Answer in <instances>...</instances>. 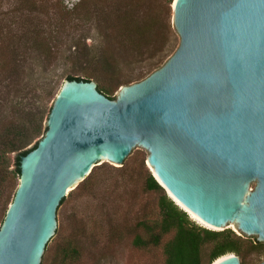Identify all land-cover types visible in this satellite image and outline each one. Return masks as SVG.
Wrapping results in <instances>:
<instances>
[{
  "label": "water",
  "instance_id": "95a60500",
  "mask_svg": "<svg viewBox=\"0 0 264 264\" xmlns=\"http://www.w3.org/2000/svg\"><path fill=\"white\" fill-rule=\"evenodd\" d=\"M170 8L175 50L117 98L93 81L62 82L44 134L19 160L0 264H40L60 200L100 162L121 167L135 146L183 211L264 244V0H173ZM223 256L216 264H240Z\"/></svg>",
  "mask_w": 264,
  "mask_h": 264
},
{
  "label": "trees",
  "instance_id": "16d2710c",
  "mask_svg": "<svg viewBox=\"0 0 264 264\" xmlns=\"http://www.w3.org/2000/svg\"><path fill=\"white\" fill-rule=\"evenodd\" d=\"M3 1L0 0L2 220L16 190L13 182L19 179V160L37 146L39 139L30 144L46 130L45 120L51 107L48 104L57 92V82L49 75L60 62L69 61L79 74H68L65 79L93 81L99 93L113 100L112 86L117 88L145 78L177 46L171 25L173 0H80L70 10L59 1L50 4L47 0H13L15 5L6 9L1 5ZM75 30L80 31L78 37ZM93 30L99 43L88 46L85 40L91 39ZM67 43L68 47L62 49ZM124 70L127 76L121 80ZM145 158L132 159L121 167H94L60 200L58 207L66 205L68 197H75L80 204H75L68 216V229L64 233L55 230L57 241L46 258L42 259V255L40 264H75L87 251L88 239L103 232L112 241L128 238L138 250L160 248L162 264H211L229 253L235 254L240 264L259 263L264 244L244 239L230 229L217 231L195 224L152 176ZM100 172L113 177L107 182L102 180L99 186ZM110 189L130 194V215L122 221L123 225H113L104 195ZM139 194L154 196L156 211L140 206ZM92 200L96 202L93 205ZM91 210L101 220L93 222ZM97 222L105 226L90 227Z\"/></svg>",
  "mask_w": 264,
  "mask_h": 264
},
{
  "label": "rangeland",
  "instance_id": "374dc122",
  "mask_svg": "<svg viewBox=\"0 0 264 264\" xmlns=\"http://www.w3.org/2000/svg\"><path fill=\"white\" fill-rule=\"evenodd\" d=\"M47 1H49L50 4H54L57 1H59L63 7L70 10L76 4H78V2L80 0H47ZM1 5L3 7H5L6 9H8V8H11L12 6H14L15 2L13 0H8V1L4 0L1 3ZM50 11H52L51 8H50ZM79 32H80L79 30L74 31V33L77 35V37L79 35ZM90 36H91V39H89V38L86 39L85 44L88 46L93 45V44L97 45L99 43V40L96 38V31H94V30L91 31ZM174 40H175V44L178 43V37H177L176 33H175V39ZM68 44L69 43L63 45L62 49H65L66 47H68ZM71 49H73V47ZM125 70L123 71L124 73H122V75L119 77V78H121V80L125 79L127 76ZM137 72H138L137 69L133 71L134 74ZM68 74L69 75H76L77 74L76 76L79 75L77 72V69L75 67H73V65L69 61H65V62L62 61L53 69V72L51 73V75H49L50 78H52L54 81L57 82V92H58L62 82L65 80V76ZM134 82H137V81H133L131 83H134ZM131 83H129V84H131ZM121 86H125V85H121ZM121 86H119L117 88L112 86V89H113L112 97L114 99L117 98L119 88ZM57 92H56V94H57ZM51 103H49L48 105L50 106ZM41 136H39L37 139H35L30 144V146L36 140L40 139ZM146 154H147V152L143 148H141L139 146H135L131 150L130 154L126 157L123 164L128 163L132 159H139L141 157H146ZM13 158H14V155L11 154L10 159L12 162H13ZM100 163L101 164L95 166V168L103 167V169H105V168H108L109 166H111L109 163H106V162H100ZM136 164H138V162H135L134 166H136ZM148 170H149V168H148ZM112 177H113V175L110 173L108 174L105 172H102V173L100 172V178L98 179L97 184L100 186L102 184V180L107 182L109 179L111 180ZM13 184H15L16 188H17V186L19 184V179L15 178ZM254 185L255 184L252 183L249 190L253 189ZM104 195H106L107 202L109 204L108 205L109 212L112 214V217L114 219L113 225L119 226V224L122 223L123 220H128V216L130 215V211H129L130 209L127 206V201H128V199H130V194L128 192L127 193L124 192L121 189H117V190L110 189ZM67 201H68V203L66 205L65 204L61 205V206L57 207V210H56V222H57L56 230H58L60 232L62 231V233H64V231L68 229V227H67L68 218H69L68 216L71 213L72 209L74 208L75 204L76 205H77V203H78V205L80 204L79 200L75 199V197H71V198L68 197ZM138 202H139L140 206L143 205L144 208H147L149 211H154V210L156 211V198L154 196L139 194ZM95 203H96L95 200L91 201L92 205ZM84 205L85 204H83L82 206H84ZM91 211H92L91 213L93 214L91 219L92 220L95 219V221H93V222L101 220V218L98 216L99 215L98 213L94 212L93 210H91ZM187 216L191 221H193L198 226L210 229L209 227L202 225L199 221L194 219L191 216V214L187 213ZM1 220H2V214L0 215V222H1ZM1 224H2V222L0 223V227H1ZM99 224L100 223L97 222L95 224H91L90 227H92L94 225H97L98 227L99 226H101V227L105 226L102 223H101V225H99ZM122 225H123V223H122ZM96 229L93 228V230H96ZM229 229L232 230L233 232H235L236 234H240V236H242V238H244V239H250V240L256 239L255 235H246V234H243L241 232H237V230H235L236 229L235 225H233V224L231 226H229ZM101 234L99 236L94 235V237L88 239L87 245H86L87 251H85L83 253L82 257L75 264H162L163 263L164 257H163V254H162V251L160 248L142 251V250H138L136 248H133L130 245V241L128 238L121 240V241H115V240L112 241L111 239L107 238L105 232H103L102 235ZM56 241H57V237H56V235H53L51 241L47 245V249L44 252L42 259L46 258L47 254L52 251V248L54 247ZM262 260H264V254L261 255V260L259 262H261Z\"/></svg>",
  "mask_w": 264,
  "mask_h": 264
},
{
  "label": "bare ground",
  "instance_id": "6f19581e",
  "mask_svg": "<svg viewBox=\"0 0 264 264\" xmlns=\"http://www.w3.org/2000/svg\"><path fill=\"white\" fill-rule=\"evenodd\" d=\"M191 216H192L194 219H196L197 221H199L202 225H204V226H206V227H209V228H212L211 226L207 225V224L204 223L202 220H200V219H199L197 216H195L194 214H191ZM223 258H224V256H222V257L216 259V260L214 261V264H216L217 262L221 261Z\"/></svg>",
  "mask_w": 264,
  "mask_h": 264
}]
</instances>
